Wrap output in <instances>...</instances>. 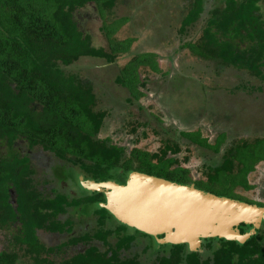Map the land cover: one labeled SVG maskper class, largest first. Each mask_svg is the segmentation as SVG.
Listing matches in <instances>:
<instances>
[{"label":"trees","instance_id":"obj_1","mask_svg":"<svg viewBox=\"0 0 264 264\" xmlns=\"http://www.w3.org/2000/svg\"><path fill=\"white\" fill-rule=\"evenodd\" d=\"M116 1L0 0V144L10 149L8 155L0 153V231L11 234L0 248V264H21V257L27 264H264V222L243 243L210 237L201 246L215 250L189 251L185 243H157L153 235L119 223L100 206L105 202L100 192L86 199L69 200L68 195L56 193L42 200L32 185L27 159L20 158L13 146L17 138H26L31 145L43 144L60 157L75 158L95 181L119 177V184H124L130 171H138L264 206V202L235 191L237 186L246 191L255 186L249 174L264 161V134L251 139L237 137L219 162L205 166L201 177L181 162L182 147L172 140L153 153L133 148L126 155L125 146L97 137L106 112L94 109L96 96L91 81L67 75L63 66L80 56L113 62L118 53L130 50L133 38L119 40L113 36L121 25L115 20L108 24L103 20L101 25L108 41L106 49L92 44L75 16L94 2L104 18ZM258 2L264 0H224L215 6L208 12L198 41L189 44V51L220 70H239L264 80V19L258 13ZM203 7L204 0H193L181 32L199 18ZM156 56L150 51L135 54L120 69L115 82L129 92L128 102L143 95L138 68L148 65L153 71L159 70ZM217 134L210 143L201 137L200 130L182 132L188 143L214 153L226 140L224 131ZM116 194L111 196L113 204ZM84 200L95 205L98 216L99 228L92 238L102 240L106 249L88 245L74 254L64 252V247L77 241L88 243L89 234L54 246L40 239L41 230L69 232L72 224L61 221V215L67 207H76ZM107 218L110 223L115 221L108 227ZM249 228L244 223L239 226L242 233ZM137 248L144 254L151 250L149 263L141 260Z\"/></svg>","mask_w":264,"mask_h":264},{"label":"rangeland","instance_id":"obj_2","mask_svg":"<svg viewBox=\"0 0 264 264\" xmlns=\"http://www.w3.org/2000/svg\"><path fill=\"white\" fill-rule=\"evenodd\" d=\"M223 1L204 0V15L188 31V35L180 34L179 28L184 24L183 18L193 0H117L111 12L106 13L104 18L95 3L89 2L75 13L79 27L85 34H89L95 47L108 49V41L101 28L103 20L107 24L113 20L116 24H121L113 34L116 39H134L130 50L118 53L114 62L83 56L74 63L63 66L67 75L73 74L79 80L91 81L96 96L94 109L106 112L98 133L99 138L125 146L126 155L133 148L153 153L172 140L182 147L179 153L181 162L196 176L201 177L204 176L205 166L219 162L225 149L237 137L250 136L251 139L264 134V80L259 77L233 69L224 70V74L220 76L221 73L213 63L197 60L187 50L180 72L174 73L183 76V68H195L198 61L206 67L207 73L200 78L202 66L193 71L188 69L192 78L184 88L171 79L174 76H171V48L175 50V46L184 38L193 40V37H198L208 12ZM147 51L157 54L159 70L153 71L148 65L138 68V78L144 83L139 86L143 95L128 102L129 92L117 84L115 78L123 65L135 54ZM175 65L176 62L173 61V68ZM171 90L182 91L171 93ZM173 114L179 116L181 121L176 120ZM179 129L200 130L201 137L208 139L210 143H213L217 133L224 131L226 140L220 151L214 153L209 148L188 143L189 140L181 136L183 131L180 132ZM185 156H188L186 161ZM249 179L255 186L248 191L237 186L236 193L264 202V161L257 164L256 169L249 174ZM80 184L76 180L74 186ZM41 187L45 188L44 185ZM94 206L91 204L89 208ZM39 234L44 242L55 244V240L46 237V232L40 231ZM8 235H11L10 231H0V248ZM142 248H137L140 258L149 263L152 259L151 250L144 254L141 252ZM19 261L27 264L24 257Z\"/></svg>","mask_w":264,"mask_h":264},{"label":"water","instance_id":"obj_3","mask_svg":"<svg viewBox=\"0 0 264 264\" xmlns=\"http://www.w3.org/2000/svg\"><path fill=\"white\" fill-rule=\"evenodd\" d=\"M82 185L105 191L100 206L119 223L153 235L157 243H185L189 251L210 237L243 243L264 222V206L138 171H130L124 184L85 180ZM113 192L125 198L120 207L111 203ZM242 223L250 226L243 233Z\"/></svg>","mask_w":264,"mask_h":264},{"label":"flooded vegetation","instance_id":"obj_4","mask_svg":"<svg viewBox=\"0 0 264 264\" xmlns=\"http://www.w3.org/2000/svg\"><path fill=\"white\" fill-rule=\"evenodd\" d=\"M258 7H259L258 13L262 16V19H264V2H258ZM205 10H206V5L203 7L199 18L196 21L187 25L183 32H181L179 28L180 34L188 35L189 34L188 31L191 30L192 27L195 25V23L198 22L203 17ZM201 34H202V31L198 37L196 38L193 37V40L190 38L189 39L184 38L183 40H181L179 45L175 46L177 47L175 50H172L173 48H171V63H172L171 76L174 74V76L171 79H174L175 81H177L182 88H184L189 83L190 79L192 78L188 69L193 71L196 68H199L202 66L198 61V65H196L195 68H192V67L183 68L184 69L182 72L184 74L183 76H180V73H176V72H180L181 70L180 68L181 62L186 60L185 53L187 52V50L189 51V44H193L197 42ZM81 57L83 56H80L79 58ZM88 57L102 58V57H95V56H88ZM193 57L197 60H203L200 57L195 56V55H193ZM173 61L176 62V65L174 68H173ZM209 63H212V62H209ZM202 67H203V70H201L202 73H201L200 78H203L204 75L207 73L206 67L205 66H202ZM224 70H229V69L228 68H225L223 70L218 69V72L221 73L220 76L224 74L223 72ZM174 71L176 72L174 73ZM235 71L244 73L243 71H239V70H235ZM180 78H182V80ZM181 91L175 92L171 90V93H180ZM173 117L176 120L181 121L178 118L179 116H176V114H173ZM179 131L180 132L186 131V129H179ZM217 135L218 134H216L214 140L216 139ZM181 136L184 137L183 135ZM97 137H98V134H97ZM13 146L17 148L20 158L27 159L29 169H31V172L29 173L28 176L30 178L32 185L35 187V189L39 192L40 196L43 198L42 200H44L45 198H51L56 193L68 195L67 197L69 200L77 199V198L86 199L88 196L92 197V195L97 192H100L104 196V199H105V191L88 190L82 185L85 180H94V179L91 177L89 172H87V169L84 166H82V163L77 162L75 158H72L71 160H69L68 158L60 157L56 155L54 151H52L51 149L45 148L43 144L31 145L30 142L26 138H17L13 142ZM0 153H4L5 155H8V153H10V149H8L7 146H5L4 144H0ZM10 158L11 157L9 156V159ZM76 180L80 181L81 184L79 186L77 185L74 186ZM109 180H113V179H109ZM113 181H116L117 183H119L120 182L119 177L114 178ZM42 185H44L45 188L41 187ZM81 187H83L84 190ZM10 191L14 195L12 188L10 189ZM12 201L14 202V199ZM90 205L91 204L88 203L87 200L86 201L84 200L83 202L78 204L79 207L78 206L74 208L73 206L67 207L66 213L64 215L60 214L61 221L64 222L66 220H69V222H71L72 224L71 230L69 232L41 230L43 233L44 232L47 233L46 237L52 240H55L54 242L55 244L53 245L48 244L47 242L45 243L47 245L54 246V245L61 244L63 241H68L71 237L86 236L87 234H89L90 238L87 239L88 243H86L84 240L77 241L74 244H70L69 246L64 247V252L71 253V252L84 251L88 247V245H94L101 250L106 249L104 242L102 240L92 238V234H94L95 231L99 228V225L97 223L98 216L97 214L94 213V210H93L95 206L92 207L91 209L89 208ZM105 223H106L105 224L106 227L111 225L109 218L106 219ZM39 232L40 231H38V235L40 239L42 240V237L39 234ZM203 242L204 240H202V242L196 249L200 251L215 250V247H211V248L206 247V246L202 247L201 245L203 244ZM214 245L216 246L217 244L215 243ZM200 247H202V249H200ZM132 251L136 252V249H133Z\"/></svg>","mask_w":264,"mask_h":264},{"label":"bare ground","instance_id":"obj_5","mask_svg":"<svg viewBox=\"0 0 264 264\" xmlns=\"http://www.w3.org/2000/svg\"><path fill=\"white\" fill-rule=\"evenodd\" d=\"M125 198H123V196H121V194H119V192H117V194H116V197H115V205L117 206V207H120V205H122L121 204V202L124 200ZM139 214H143V215H146L147 214V212H143V211H141V212H138Z\"/></svg>","mask_w":264,"mask_h":264}]
</instances>
